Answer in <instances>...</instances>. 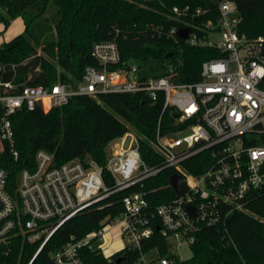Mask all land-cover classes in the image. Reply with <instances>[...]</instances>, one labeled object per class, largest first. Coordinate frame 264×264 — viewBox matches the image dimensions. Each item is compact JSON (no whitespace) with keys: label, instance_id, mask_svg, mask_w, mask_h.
Returning <instances> with one entry per match:
<instances>
[{"label":"built area","instance_id":"2783aa9c","mask_svg":"<svg viewBox=\"0 0 264 264\" xmlns=\"http://www.w3.org/2000/svg\"><path fill=\"white\" fill-rule=\"evenodd\" d=\"M216 3V21L195 26L182 39L191 47L220 53L202 62L196 82L177 81L175 66L167 76H146L133 62L120 65L114 41L93 44L96 65L86 66L75 84L58 81L44 88L0 82V147L6 143L14 158L11 116L22 108L47 112L74 96L144 93L156 101L162 95L163 110L175 114V127L192 122L167 134L157 128L151 143L160 157L155 165L142 159L136 136L127 131L107 145L104 167L89 156L54 165L52 154L37 151L34 170L18 173L13 194L6 188L7 172L0 168V246L37 245L25 263L32 264L53 234L76 215L110 206L104 201L114 193L140 188L148 178L172 169L178 187L175 191L169 184L176 193L173 199L152 207L142 192H129L120 213L106 215L81 237L70 235L49 254V262L182 264L180 247L191 249L203 228L224 226L232 211L246 212L245 204L264 192V39L238 32L241 16L232 0ZM172 13L186 16L189 8L173 7ZM202 13L197 9L191 15ZM176 33L172 29L167 34L178 37ZM205 151L212 165L199 175L188 173L183 163Z\"/></svg>","mask_w":264,"mask_h":264},{"label":"trees","instance_id":"16d2710c","mask_svg":"<svg viewBox=\"0 0 264 264\" xmlns=\"http://www.w3.org/2000/svg\"><path fill=\"white\" fill-rule=\"evenodd\" d=\"M232 1L241 16L238 32L249 39H264V0ZM173 7H188L189 14L177 17ZM197 9L204 13L191 15ZM217 15L216 0H0L3 31L17 18L23 24V31L0 47V82L44 88L58 81L75 84L86 66L96 65L91 48L102 41L116 43L120 65L133 62L146 76H167L169 68L175 66L177 81L196 82L202 62L220 53L213 48L191 47L167 33L183 28L194 31L195 26L214 23ZM260 87L264 88V79ZM2 91L0 86V94ZM174 115L170 108L163 110L162 95L152 101L144 93L74 96L66 105L47 112L39 107L22 108L10 118L17 157L6 143L0 147L6 188L13 194L18 173L34 170L39 150L52 154L54 165L89 156L104 167L107 145L127 131L136 136L142 159L148 165L158 164L160 157L151 145L157 128L167 134L192 123L175 127ZM212 163L205 151L185 161L183 167L199 175ZM173 172L164 169L140 188L111 195L104 201L110 206L76 215L53 234L32 264H50L49 254L70 235L81 237L98 227L106 215L120 213L121 200L129 192H142L152 207L170 201L176 194L169 186ZM102 175L111 186L106 171ZM245 208L246 212L232 211L224 226L203 228L191 246L192 257L182 264L263 263L264 192L250 199ZM36 246H20L18 242L8 249L0 246V264H16L18 260L25 264Z\"/></svg>","mask_w":264,"mask_h":264},{"label":"rangeland","instance_id":"374dc122","mask_svg":"<svg viewBox=\"0 0 264 264\" xmlns=\"http://www.w3.org/2000/svg\"><path fill=\"white\" fill-rule=\"evenodd\" d=\"M0 30H1L0 31V47H1L4 44L3 38L12 37V36L14 37L23 31V24L20 18H17L11 22L10 26L6 30L3 31L2 26H0ZM178 254L182 260H188L192 257V250L188 247L182 246L178 249Z\"/></svg>","mask_w":264,"mask_h":264},{"label":"water","instance_id":"95a60500","mask_svg":"<svg viewBox=\"0 0 264 264\" xmlns=\"http://www.w3.org/2000/svg\"><path fill=\"white\" fill-rule=\"evenodd\" d=\"M189 33V29L188 28H183V29H179L176 33V35L181 38V39H186ZM169 184L170 186L175 190L178 191V187H177V175L173 174L170 176L169 178ZM188 211L190 212V214L193 215L192 209L189 208Z\"/></svg>","mask_w":264,"mask_h":264},{"label":"crops","instance_id":"0c3cea01","mask_svg":"<svg viewBox=\"0 0 264 264\" xmlns=\"http://www.w3.org/2000/svg\"><path fill=\"white\" fill-rule=\"evenodd\" d=\"M0 31H1V30H0ZM18 33H19V32H18ZM12 37H13V36H12ZM12 37H5V38H3V43L9 41Z\"/></svg>","mask_w":264,"mask_h":264}]
</instances>
